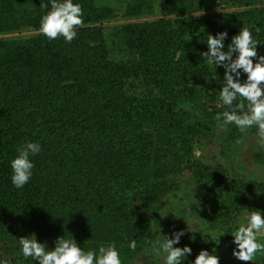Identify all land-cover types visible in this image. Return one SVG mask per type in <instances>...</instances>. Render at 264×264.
Listing matches in <instances>:
<instances>
[{
	"label": "trees",
	"instance_id": "obj_1",
	"mask_svg": "<svg viewBox=\"0 0 264 264\" xmlns=\"http://www.w3.org/2000/svg\"><path fill=\"white\" fill-rule=\"evenodd\" d=\"M134 1L137 6L129 7L127 12L147 0ZM178 1L182 0H161V8L174 10ZM73 2L81 5L83 23L76 27L77 35L70 43L60 36L49 39L43 33L28 39L0 38V248L12 255L4 258L0 250V261L6 264H36L31 258H23L19 238L46 229L55 214L59 215V223L65 216L73 218L76 211L91 218L93 224L107 222L109 232L125 235L128 257L148 244L152 239L148 220L142 215L134 219L135 214L123 213L112 195L111 182L116 179L115 168L132 170L131 178H135L134 171L142 168L126 158L138 149L141 156L145 155L143 166L150 156L149 145L135 135L131 138L132 148L117 163L103 166L93 150L94 138L119 131V124L128 113L127 104L129 109L137 108V104L132 105L134 97L126 93V84L144 66L150 70L148 83L162 92L158 99L163 108L161 116L169 126L183 125L182 116L188 112L166 114L165 102H173L176 96L168 74L173 72L177 76L188 67L186 60L196 62L205 48L180 39L188 27L200 26L201 36L207 40L208 34L215 35L242 20H248L255 29L264 25V7H253L245 13L184 18L176 27L165 19L123 25L119 29L122 43L134 49L139 58L133 64H122L109 58L101 28L90 25L110 17L112 9L97 6L95 0ZM238 2L250 5L253 0ZM50 10V0H0V34L21 27L40 30L41 17ZM254 38L262 41L264 29L257 31ZM171 49L180 52L174 62ZM154 115L152 112L151 116ZM199 126L197 122L187 124L192 130ZM25 141L38 142L41 152L31 157V180L22 189H16L11 184L9 162ZM207 180L210 194L222 180L227 181L224 177L215 181L211 174ZM255 187L264 194L263 184ZM234 188V181H228L227 190L232 193ZM236 188L240 193L242 187ZM135 231L139 235L133 238ZM133 240L135 249L128 246Z\"/></svg>",
	"mask_w": 264,
	"mask_h": 264
},
{
	"label": "rangeland",
	"instance_id": "obj_2",
	"mask_svg": "<svg viewBox=\"0 0 264 264\" xmlns=\"http://www.w3.org/2000/svg\"><path fill=\"white\" fill-rule=\"evenodd\" d=\"M95 4L112 9L110 17L90 24L101 28L109 58L116 63L133 64L139 55L134 49L123 45L119 30L123 25L165 19L176 27L184 18L245 13L253 7H264V0H253L250 5L238 0H220V3L217 0H182L175 4L174 10L165 11L161 8V0H147L130 12H127L129 7L137 6L134 0H95ZM258 21L261 22L259 18ZM262 27L264 25L255 29L248 20L229 25L223 29L228 33L224 43H230L231 37L238 34L241 28H248L255 37L257 31L264 29ZM39 34H42L41 30L21 27L0 34V38L28 39ZM180 39L205 47L206 51V40L201 36L200 26L198 29L188 27ZM259 42L257 52L264 54V39ZM169 53H172L174 62L180 52L171 49ZM186 63L188 67L178 72L177 76L173 72L168 74L171 75L176 96L173 102H165L168 105L166 114L183 115V112H188L182 116L183 125L169 126L161 116L163 108L158 99L163 96L162 92L148 83L150 70L144 66L126 84V93L134 97L132 105L137 104V108L129 109L127 104L128 113L124 115L125 121L119 124V131L112 130L99 139L94 138L93 150L97 153V161L103 166L117 163L132 148L131 138L141 136L151 149L150 156L146 157L142 166L145 155L141 156V152L134 149L126 160H131L132 165L142 169L135 170L136 176L131 178L132 170L124 172L115 168L116 179L111 182L112 195L118 200L123 213L135 214L134 219L139 215L147 219L152 233L151 241L159 236V229L162 234L184 229L186 234L177 246L189 245L192 254L183 264H191L201 249L210 252L215 249L220 264H262L264 253H258L253 262L235 259L232 256L234 245L231 243V233L244 221L246 213L259 210L264 216V194L255 187L264 185V146L259 143V130L253 126L242 134L233 124L221 128L214 117L227 107L219 98L223 69L216 68L214 71V67L207 65L202 56L196 62L186 60ZM146 99H149V103H146ZM152 112L154 117L151 116ZM190 121L200 123L199 128L192 130L187 127ZM237 140H241V143L238 144ZM209 174L215 181L221 177L227 180H222L211 194L208 192L210 186L205 183ZM230 180L234 181L235 186L232 193L227 190ZM194 185L193 199L190 189ZM236 185L242 187L241 194ZM57 217L59 219V215L55 214L46 229L31 233L35 234L36 239L44 241L49 249L54 246L57 237L72 236L77 246L85 251L95 250L100 244H115L122 264H164L163 257L153 253L149 243L142 245L134 256L128 257L125 235L109 232L107 222L93 224L91 218H84L79 211L73 218L65 216L59 223ZM134 235L138 236L139 232H133V238ZM193 236L195 239L190 240ZM257 239L264 243V234L258 235ZM0 250L4 258L12 256L2 247Z\"/></svg>",
	"mask_w": 264,
	"mask_h": 264
},
{
	"label": "clouds",
	"instance_id": "obj_3",
	"mask_svg": "<svg viewBox=\"0 0 264 264\" xmlns=\"http://www.w3.org/2000/svg\"><path fill=\"white\" fill-rule=\"evenodd\" d=\"M50 5L51 10L41 17V32L49 39L60 36L70 43L77 35L76 27L83 23L81 5L73 0H50ZM226 39V31L208 34L206 51L199 53L207 65L214 67V71L223 69L219 98L227 107L222 113H216L214 118L220 122L221 128L233 124L242 134L255 126L259 130V143L264 146V54L257 52L260 42L248 28H241L227 45L224 43ZM40 152L41 145L35 141H25L16 149L17 154L9 162L14 188L22 189L31 180L34 169L31 157ZM194 187L190 189L192 198ZM185 234L184 229L172 230L170 234H162L159 229V236L149 244L153 253L163 257L164 264H183L192 254L189 245L177 246ZM260 234H264V216L259 210H251L231 233L232 256L239 261L253 262L258 253H264V243L257 239ZM189 239L194 240L195 237ZM19 245L23 258H31L36 264H122L121 254L112 243L85 251L77 246L72 236L65 238L63 235L57 237L49 249L45 243L38 242L33 233L20 237ZM128 246L135 249L136 241H130ZM0 264L6 262L0 261ZM191 264H220V259L215 249L211 252L201 249Z\"/></svg>",
	"mask_w": 264,
	"mask_h": 264
},
{
	"label": "water",
	"instance_id": "obj_4",
	"mask_svg": "<svg viewBox=\"0 0 264 264\" xmlns=\"http://www.w3.org/2000/svg\"><path fill=\"white\" fill-rule=\"evenodd\" d=\"M167 110H168V105H167Z\"/></svg>",
	"mask_w": 264,
	"mask_h": 264
}]
</instances>
